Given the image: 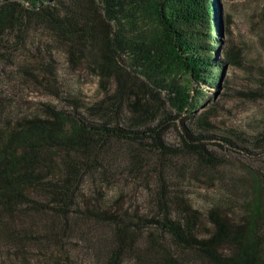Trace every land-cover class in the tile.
Segmentation results:
<instances>
[{
	"label": "trees",
	"instance_id": "1",
	"mask_svg": "<svg viewBox=\"0 0 264 264\" xmlns=\"http://www.w3.org/2000/svg\"><path fill=\"white\" fill-rule=\"evenodd\" d=\"M222 29L218 0H0V63L26 60L0 78V264H86L77 240L89 264H264V171L238 174L202 133L164 138L168 108L201 98L193 84L219 87ZM82 70L94 98L65 83ZM18 77L51 100L19 103ZM252 142L264 151V134ZM200 178L218 191L202 209L185 191ZM126 179L145 187V214L106 201Z\"/></svg>",
	"mask_w": 264,
	"mask_h": 264
},
{
	"label": "rangeland",
	"instance_id": "2",
	"mask_svg": "<svg viewBox=\"0 0 264 264\" xmlns=\"http://www.w3.org/2000/svg\"><path fill=\"white\" fill-rule=\"evenodd\" d=\"M218 2L223 29L218 36L220 45L217 57L226 61L219 87L210 88L206 84H193L194 90L201 92V98H197L198 103H193L191 109L177 117L176 112L168 108L171 118L177 121L167 130L164 138L166 142L178 145L182 131H188L191 135L202 133L212 140L207 144L208 148L232 164L233 170L238 174L241 169L252 167L264 171V151L254 149L256 145L252 142L258 135L264 134V87L261 85L264 79V0H218ZM128 29L131 32V29ZM14 56L15 58L9 62L0 63L2 81H8L5 70L15 71L16 66L26 61L24 56L19 54ZM57 58L58 62L62 63V58L60 56ZM124 63H128L126 59ZM126 69L129 70L128 67ZM130 72L138 84L147 85L157 93L162 103H166L167 90L148 82L140 70ZM66 77L65 83L67 82L70 88L80 89L85 98L97 96V81L85 70ZM178 81L189 86L185 75H180ZM9 88L18 95L19 103L35 105L40 101L51 100L42 90L27 86L19 77L11 82ZM191 95L197 97L196 92H192ZM166 106L169 107L168 104ZM237 136L244 137L247 142L238 141ZM224 137L231 138L246 150L243 152L230 147L229 143H222ZM117 147L122 148L118 145ZM256 153L260 156L256 157ZM185 186L189 199L201 209L206 208L210 199L218 193L217 183L214 187L212 181L205 183L202 178L190 181ZM105 189L106 201L110 205H116V199L125 198L120 201L124 208L139 209L140 214L147 212L145 187L133 183L131 179H126L121 185H112ZM82 190H84L82 193L89 194L90 187L87 182L84 183ZM77 245L79 248L74 249L73 253L80 259H86V264L91 263V260L88 262V259H91V252L82 241L77 240Z\"/></svg>",
	"mask_w": 264,
	"mask_h": 264
}]
</instances>
